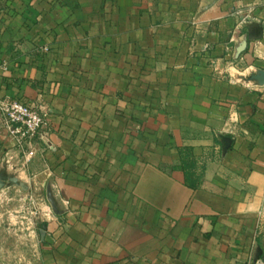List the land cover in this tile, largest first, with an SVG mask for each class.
Segmentation results:
<instances>
[{
    "label": "crops",
    "instance_id": "obj_1",
    "mask_svg": "<svg viewBox=\"0 0 264 264\" xmlns=\"http://www.w3.org/2000/svg\"><path fill=\"white\" fill-rule=\"evenodd\" d=\"M0 97L50 111L25 149L0 116L46 264L264 259V0H0Z\"/></svg>",
    "mask_w": 264,
    "mask_h": 264
},
{
    "label": "rangeland",
    "instance_id": "obj_2",
    "mask_svg": "<svg viewBox=\"0 0 264 264\" xmlns=\"http://www.w3.org/2000/svg\"><path fill=\"white\" fill-rule=\"evenodd\" d=\"M5 192L0 194V264H46L47 229L35 201L49 200L44 193L30 199L17 187Z\"/></svg>",
    "mask_w": 264,
    "mask_h": 264
},
{
    "label": "built area",
    "instance_id": "obj_3",
    "mask_svg": "<svg viewBox=\"0 0 264 264\" xmlns=\"http://www.w3.org/2000/svg\"><path fill=\"white\" fill-rule=\"evenodd\" d=\"M49 113L41 103L0 97V116L21 148L30 146L48 128ZM253 264H264V259H256Z\"/></svg>",
    "mask_w": 264,
    "mask_h": 264
},
{
    "label": "trees",
    "instance_id": "obj_4",
    "mask_svg": "<svg viewBox=\"0 0 264 264\" xmlns=\"http://www.w3.org/2000/svg\"><path fill=\"white\" fill-rule=\"evenodd\" d=\"M182 154H184L183 150H182ZM183 165L186 168V182L190 187H195L197 184V180L193 179L190 174V172H187V170L189 171L190 168V164L187 162V160L183 161Z\"/></svg>",
    "mask_w": 264,
    "mask_h": 264
},
{
    "label": "water",
    "instance_id": "obj_5",
    "mask_svg": "<svg viewBox=\"0 0 264 264\" xmlns=\"http://www.w3.org/2000/svg\"><path fill=\"white\" fill-rule=\"evenodd\" d=\"M48 196H49V199H50V201H51V203L53 205L54 211L57 212V213L60 212L59 209H58V206H57V204H56V202H55V200H54V198L52 196L51 190H49Z\"/></svg>",
    "mask_w": 264,
    "mask_h": 264
}]
</instances>
